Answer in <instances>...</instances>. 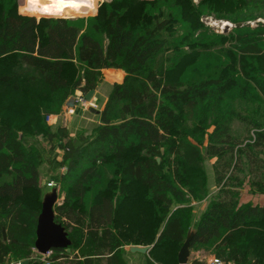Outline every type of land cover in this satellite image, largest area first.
I'll list each match as a JSON object with an SVG mask.
<instances>
[{
    "label": "trees",
    "instance_id": "16d2710c",
    "mask_svg": "<svg viewBox=\"0 0 264 264\" xmlns=\"http://www.w3.org/2000/svg\"><path fill=\"white\" fill-rule=\"evenodd\" d=\"M19 5L0 0V57L23 69L17 86L0 76V264L34 259L45 193L41 138L62 148L65 194L54 219L69 248L89 241L104 251L156 248L165 241L178 252L191 202L207 198L189 248H211L233 264H264V205L238 201L244 185L264 192V0H119L100 7L83 32L64 18L18 14ZM204 10L252 31L234 34L237 48L220 55L211 50L218 40L201 27ZM206 52L218 54L215 63ZM202 64L205 73L191 76ZM106 68L125 77L112 82L91 134L81 126L72 136L71 127L52 130L48 117L70 93L96 91ZM92 142H106L109 155H94L67 182ZM98 163L113 165L114 176L88 197L103 178ZM64 250L51 249L49 264Z\"/></svg>",
    "mask_w": 264,
    "mask_h": 264
},
{
    "label": "rangeland",
    "instance_id": "374dc122",
    "mask_svg": "<svg viewBox=\"0 0 264 264\" xmlns=\"http://www.w3.org/2000/svg\"><path fill=\"white\" fill-rule=\"evenodd\" d=\"M87 6H82L80 10L75 11L74 13L67 9L64 10L62 13H60L59 16L54 18H64L68 20L71 23H75L79 25L81 32L85 31L86 28H88L89 24L93 23L94 18L98 14V10L100 7L106 6L108 4H114L118 3L119 0H86ZM194 2H197V0H193ZM20 5L17 7L18 14H22L25 16H35L36 19H39L40 16L34 15L28 7L25 6V0H19ZM105 4V5H104ZM204 14L201 17V20L203 21L204 25L201 26L203 29H205V34H211L215 36V39L218 40V43L216 46H213V49H219V51L222 53L220 55H223L226 52H234L235 48H237V45L234 40V34L242 33L245 31L251 32L252 30L249 28H240L236 29L234 28L231 22L224 20V19H216L214 16V13L210 12L209 10H204L202 13ZM99 15V14H98ZM253 22L250 21V25ZM99 38H101V35L97 34ZM235 46V47H234ZM206 59L210 61L211 63H215L216 57L218 54L210 55L209 52H206ZM188 61H186L187 63ZM205 65L202 64L199 68L196 67V71L190 73L191 76L199 77L200 74L205 73ZM23 72V69L21 66L13 65L12 63H7V60L3 59L0 61V76H2V79L4 80L7 77V81L10 80V83H7L9 85H16L17 82L21 80L23 81V78L20 77V73ZM1 80V79H0ZM113 81L111 78L104 76L99 82L98 89L95 91L93 100H95L98 103V107H102L103 103L106 101V97L111 89ZM106 98V99H105ZM79 114H81L83 120L81 127L84 129V133L88 136L91 134V131H93L94 125L97 123V118L91 114L89 111H78ZM59 115L61 114V111L59 110ZM49 118V117H48ZM60 119H62L60 117ZM47 119V123H48ZM62 122V120H61ZM54 126L52 130L57 131V129L60 127V124L58 125L56 122H53ZM189 123V122H188ZM236 127V126H235ZM188 131H190V127L188 126ZM253 130L250 132V136H252ZM194 136V135H193ZM195 138V139H194ZM194 142H198L199 144H202L203 140H201V137L196 134L195 137H193ZM41 142L38 141L39 146L36 147L40 151L41 159L39 165V171L41 172L42 179H44L45 182V193L48 192L51 188H56L57 190V202L54 205H59L64 197L65 191L62 189V183L61 179H63V176L65 174V165L61 163L62 160V148L60 143L57 139H53L52 141H46L44 138H41ZM33 147V146H32ZM163 150V149H162ZM110 153L109 145L106 142H92L90 146L85 147L83 150L81 163L79 166H77L72 173H68L69 179L67 182H71L72 179L80 172V170L85 167L89 166L90 159L96 155L101 154V156H107ZM211 161L206 160L204 162V172L206 174L207 178V187H210L213 184V176L211 173ZM101 165L100 163H98ZM96 164V165H98ZM113 165L110 164H104L101 165L100 172L102 175V180L100 181V184H95L93 188H90L88 191V197L90 195H95V193L98 191L99 187H102L103 189L106 188L108 185L107 178L109 179L110 176H114L113 171L114 168ZM165 168V167H164ZM7 177H2V179H5ZM51 183L50 186H47V183ZM65 187H67V183L64 184ZM110 190L115 189V184L112 186H109ZM244 187V186H243ZM214 191V190H212ZM212 191H209L210 193ZM115 193V190L113 191ZM43 198V197H42ZM42 201V199H41ZM195 208V205H194ZM195 213H193L194 215ZM194 217V216H192ZM192 220V218H191ZM191 222V221H190ZM192 223V222H191ZM118 231V229H117ZM131 240H133V233H131ZM207 250V249H205Z\"/></svg>",
    "mask_w": 264,
    "mask_h": 264
},
{
    "label": "crops",
    "instance_id": "0c3cea01",
    "mask_svg": "<svg viewBox=\"0 0 264 264\" xmlns=\"http://www.w3.org/2000/svg\"><path fill=\"white\" fill-rule=\"evenodd\" d=\"M3 59H5V57L1 56L0 61ZM93 115L97 118L95 114ZM60 117L62 119H60ZM48 119V124L52 128L54 126L53 122H56L58 125L61 123L60 126L63 127H71L72 130L70 131L69 136L74 134L76 127L82 125L83 120L79 113L71 118L70 125H66V118L63 114L50 115ZM44 183V179H42L40 184L43 185ZM238 201L239 203L264 205V192H255L248 185H244V187H242L239 191ZM206 204L207 198H204L198 202H191L192 206L195 205V214L193 215L194 217H192L190 228L195 226L198 216L201 211L205 209ZM96 244L97 241H89L85 244L82 242V244L78 245L79 247H75L73 249L69 248L68 246L67 248H64V251L55 254V259L50 264H160L159 261H168L169 264H174L173 258L175 257V252L176 254L178 253L175 246L171 248L164 247L169 245L168 243H165V241L157 245L158 247L156 248L153 245L122 244L120 247L115 248L112 251H104L103 249L100 250ZM134 246H148V249L146 252H138L131 249V247ZM51 255L54 256V253L51 252ZM213 258H216V256L214 255V251L211 248L207 250L203 248H190L189 260L187 264H190V262L193 260L210 264ZM29 264H44L37 257L35 250L34 259L29 261Z\"/></svg>",
    "mask_w": 264,
    "mask_h": 264
},
{
    "label": "water",
    "instance_id": "95a60500",
    "mask_svg": "<svg viewBox=\"0 0 264 264\" xmlns=\"http://www.w3.org/2000/svg\"><path fill=\"white\" fill-rule=\"evenodd\" d=\"M102 74L111 78L117 83H121L124 80L125 73L121 69L106 68L103 69ZM93 90L86 92L85 98L90 99ZM158 161L159 159L156 158ZM57 190L51 188L48 192L44 193L40 211L37 215L35 226V237L33 241V248L39 254H45L51 249H64L71 245V240L68 238L65 228L54 219V205L57 202ZM195 230L189 228L186 232L185 239L182 242L178 253L177 263L187 264L189 260V244L193 237ZM132 250L138 252H146L148 246H134ZM21 264H29L27 259L21 260Z\"/></svg>",
    "mask_w": 264,
    "mask_h": 264
},
{
    "label": "built area",
    "instance_id": "2783aa9c",
    "mask_svg": "<svg viewBox=\"0 0 264 264\" xmlns=\"http://www.w3.org/2000/svg\"><path fill=\"white\" fill-rule=\"evenodd\" d=\"M95 93V91L93 92ZM85 94L81 91H75L74 93H70L65 100L62 102L61 105V113L65 115L66 118V125L71 124V118L76 116L78 114V111L84 112V111H89L91 114H95L96 116L99 114V112L102 111V107H98V103L93 100V95L91 96L90 99L85 98ZM105 103V102H104ZM103 103V105H104ZM81 116V114H79ZM68 127V126H67ZM253 136V134H252ZM48 186L51 185V183H47ZM34 252V248H33ZM36 252V251H35ZM37 257L39 260L44 263V264H49L47 258L51 255V250L46 252L45 254H39L37 253ZM21 260H16V261H7L4 264H21ZM210 264H233L232 262H225L221 260L220 258H213L210 262Z\"/></svg>",
    "mask_w": 264,
    "mask_h": 264
},
{
    "label": "clouds",
    "instance_id": "9594fccd",
    "mask_svg": "<svg viewBox=\"0 0 264 264\" xmlns=\"http://www.w3.org/2000/svg\"><path fill=\"white\" fill-rule=\"evenodd\" d=\"M61 3H65V0H25V6L40 17L59 16L63 12V9L59 8Z\"/></svg>",
    "mask_w": 264,
    "mask_h": 264
},
{
    "label": "bare ground",
    "instance_id": "6f19581e",
    "mask_svg": "<svg viewBox=\"0 0 264 264\" xmlns=\"http://www.w3.org/2000/svg\"><path fill=\"white\" fill-rule=\"evenodd\" d=\"M82 6H87L86 0H65V3H61L59 8H62L63 11L69 9L74 13L80 10Z\"/></svg>",
    "mask_w": 264,
    "mask_h": 264
}]
</instances>
